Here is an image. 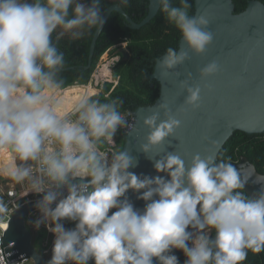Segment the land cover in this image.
<instances>
[{
	"label": "clouds",
	"instance_id": "obj_1",
	"mask_svg": "<svg viewBox=\"0 0 264 264\" xmlns=\"http://www.w3.org/2000/svg\"><path fill=\"white\" fill-rule=\"evenodd\" d=\"M156 2L189 48L203 54L213 41L209 20L189 15V0H180V6L171 0ZM98 3L0 0V151L11 154L0 160V176L23 182L33 171L24 164L31 161L39 169L32 191L44 192L45 180L55 187L68 185L69 178L83 181L71 184L54 208V191H47L39 205L55 236L48 264H154V258L160 264H179L176 255L167 254L172 249L183 251L184 264H241L248 250L264 251V190L246 196L241 190L247 178L232 163L196 154L186 165L180 156L168 154L155 169L170 179H141L128 171L134 165L126 151H114L109 163L98 148L101 138L112 144L117 128L127 123L117 101L84 94L73 106L74 119L60 112L62 101L53 97L62 86L54 76L63 56L52 46V33L58 27L99 28L104 21ZM188 58L187 52L169 47L159 66L170 70ZM218 70L213 62L200 75ZM187 90V103L197 105L200 88ZM160 107L166 119L157 112L144 120L150 129L145 152L180 127L167 105ZM129 189L145 190L139 197L148 202L142 212L122 199ZM63 220L75 221V228L65 229ZM189 227L198 234L193 236Z\"/></svg>",
	"mask_w": 264,
	"mask_h": 264
},
{
	"label": "water",
	"instance_id": "obj_2",
	"mask_svg": "<svg viewBox=\"0 0 264 264\" xmlns=\"http://www.w3.org/2000/svg\"><path fill=\"white\" fill-rule=\"evenodd\" d=\"M160 7L156 0H149L148 15L141 23L134 22L120 5L108 8L102 16L103 24L94 35L86 70L92 66L97 41L113 12L123 15L130 28L140 30L152 22ZM195 15H203L209 20L212 43L203 54H196L182 37L178 51L187 52L189 56L183 64L169 70L159 66L163 57L157 61L152 79L161 85L159 98L152 106L134 111L135 123L125 135L122 150L133 159L134 165L128 171L141 179L157 176L170 179L167 173H158L155 169V163L168 154L180 156L186 165H190L196 154H213L217 162L235 132L249 136L264 135V4L252 0L244 12L236 14L233 0H195ZM213 62L218 65L217 73L202 77L201 70ZM188 87L201 90L200 100L195 106L187 103ZM161 105H167L171 115L180 121V127L162 145L145 152L143 145L147 143L150 129L144 120L157 112L162 120L166 119ZM213 141L218 143V147H213ZM230 163L240 170L242 178H247L242 191L248 196L258 195L264 190V183L258 182H264V174L259 173L246 156ZM82 182L69 178L68 184ZM62 187L59 186V191ZM143 191L129 189L124 197L141 212L148 203L139 198ZM40 203L28 204L11 217L4 238L9 263L27 256L34 264H48L50 261L52 252L50 257H46L36 249L26 223L28 215L40 208ZM174 250L167 254L171 255ZM89 264H94V261L90 260ZM154 264H160L157 258H154Z\"/></svg>",
	"mask_w": 264,
	"mask_h": 264
},
{
	"label": "trees",
	"instance_id": "obj_3",
	"mask_svg": "<svg viewBox=\"0 0 264 264\" xmlns=\"http://www.w3.org/2000/svg\"><path fill=\"white\" fill-rule=\"evenodd\" d=\"M250 1L252 0H233L235 13L244 12ZM257 1L264 4V0ZM78 2L91 6L93 0ZM171 2L174 6H180V0ZM189 3L191 5L189 15H195V0H189ZM112 5H120L136 23H141L149 12V0H99L98 8L101 15L103 16ZM73 15L70 8L68 18H72ZM96 30L97 28L88 29L85 26L65 31L58 27L52 33V46L63 56V62L58 66L54 76V79L61 83L60 89L89 84L100 58L109 51L112 56L120 57V61L113 68V77L115 80L118 79L119 83L114 89L113 83H106L103 92L92 98L101 102L117 101L120 113L134 112L139 108L152 106L159 98L161 89L160 83L152 79L156 63L166 55V49L169 47L179 50V43L183 37L180 30L168 21L161 10L152 22L140 30L130 28L123 15L113 12L97 41L92 66L86 70ZM123 42L128 44V59L120 51L119 45ZM116 136L117 144L122 150L126 136L121 131H116ZM100 147L106 148L107 145L103 144ZM242 156H246L258 172L264 174V135L249 136L243 132H235L222 149L217 163L220 160L235 162ZM244 194L247 196L245 192ZM61 223L66 229H73L76 225V222L71 220H63ZM188 231L195 235V229L189 227ZM47 236V230L38 233L35 247L39 252L43 250V242ZM211 237H214V232ZM188 243L191 245V241ZM171 255L178 257L179 264H184L187 259L179 249H175ZM241 264H264V251L253 253L248 250L247 258Z\"/></svg>",
	"mask_w": 264,
	"mask_h": 264
},
{
	"label": "built area",
	"instance_id": "obj_4",
	"mask_svg": "<svg viewBox=\"0 0 264 264\" xmlns=\"http://www.w3.org/2000/svg\"><path fill=\"white\" fill-rule=\"evenodd\" d=\"M94 86L99 87L100 82L95 83ZM72 112L68 114L67 116L69 118L74 119L75 117L74 115H72ZM133 113H134L133 111L121 112L122 116L124 117L127 123L123 127H118L117 131H121L125 135L127 134V132L130 130V128L133 126L136 120L135 115H132ZM114 138L115 137L113 136L112 144H108L103 138H101V140L97 142L99 150L104 152L107 155L109 163L111 162L112 153L114 151H120V147L117 144V138L116 139ZM103 144H106L107 147L101 148L100 145H103ZM238 161H235V162H238ZM27 167L31 168L33 171L27 180L20 182L18 185L8 184L7 181L5 180L7 177L0 176V264H31V263L34 264V261L28 256L20 260H17L13 263H9L7 260L5 249H4V238H5V232L8 230V227H9V221L11 217L13 216V214H15L18 210H20L22 207L28 204L42 201L43 196L47 193V191H54L57 194V200L51 205L52 208L56 206V203H58L59 200L65 198L68 195L69 184L63 185V187L59 191V187H55L51 185V182L47 180H45V191L44 192L32 191L31 183L36 178V175L39 169L35 162H32ZM72 180H81V179L75 178ZM124 197L122 199H124ZM39 211H41L40 208L32 211L27 217L26 223L31 233L33 230H36L39 227H37L36 229L32 228L30 226L29 220L31 217L38 218L37 215ZM111 211H115V209ZM198 231L199 230L195 229V235L198 234ZM205 231H208V230H205ZM208 234L211 238L212 232H209ZM52 247H53V244H49V243L43 244V250L40 253L46 257H50L51 252H52Z\"/></svg>",
	"mask_w": 264,
	"mask_h": 264
},
{
	"label": "bare ground",
	"instance_id": "obj_5",
	"mask_svg": "<svg viewBox=\"0 0 264 264\" xmlns=\"http://www.w3.org/2000/svg\"><path fill=\"white\" fill-rule=\"evenodd\" d=\"M107 57L103 58V63L102 65L104 66V69L102 70L101 66H100V71L104 74L110 75V70L108 69V66H105L104 64L107 62ZM96 78H99L98 73L95 76ZM95 84V83H94ZM100 93L99 89L97 87H95L94 85H92L91 83L87 84V85H73L70 86L66 89H58L55 90V94L53 99H60L62 101L61 103V107H60V112L68 115L73 111V106L75 104V102L77 101V99L84 94H87L88 96H90L91 98L94 96H97ZM11 154L5 149L0 151V160H7L10 159ZM47 221L51 224V219H47ZM37 222H38V218H34L31 217L29 220L30 226L32 228H37ZM40 224V223H39ZM46 228H48L49 226L46 223ZM51 234H53L51 232Z\"/></svg>",
	"mask_w": 264,
	"mask_h": 264
},
{
	"label": "rangeland",
	"instance_id": "obj_6",
	"mask_svg": "<svg viewBox=\"0 0 264 264\" xmlns=\"http://www.w3.org/2000/svg\"><path fill=\"white\" fill-rule=\"evenodd\" d=\"M104 57H107V62L104 64L105 66H108V69L110 70V75H107V74H104V73H102V72H99L100 70V66L102 65V63H103V58ZM117 61H118V57L117 58H115L114 56H112L111 55V53L108 51L107 53H105L101 58H100V60H99V62H98V64H97V66H96V69H95V71L93 72V74H92V78H91V80H90V83H92L93 85H95L94 83H97V82H100V86L99 87H97L98 89H99V91H100V93H102L103 92V87H104V85L106 84V83H113L114 84V86H113V89L115 88V86L119 83V81H118V79L117 80H115L114 79V77H113V68H114V66L116 65V63H117ZM101 68H102V70L104 69V66L102 65L101 66ZM98 73V75H99V78H96L95 76H96V74ZM104 84V85H103ZM96 87V86H95ZM99 93V94H100ZM98 94V95H99ZM114 139H116L117 138V136H116V133H115V135H114ZM32 162H26L25 164H24V166L25 167H27L28 165H30ZM6 181H7V183L8 184H13V185H18L19 183H17V182H14V181H12V180H10L9 178H6L5 179ZM38 222H40V224H39V228L38 229H36V228H34V229H36V230H33L32 231V233H33V237H37L38 236V233L39 232H41V231H43V230H47V232H48V236H47V238L45 239V241L43 242V244H46V243H49V244H53L54 243V239H55V236H54V234H51V232L48 230V229H46V223H47V225L49 226V225H51L48 221H47V219H45L44 218V216H43V213H42V211H39L38 212ZM66 229V228H65ZM34 243V245H35V241L33 242ZM39 248V247H38ZM75 262H72V261H69V264H74ZM31 264H33V263H31Z\"/></svg>",
	"mask_w": 264,
	"mask_h": 264
},
{
	"label": "flooded vegetation",
	"instance_id": "obj_7",
	"mask_svg": "<svg viewBox=\"0 0 264 264\" xmlns=\"http://www.w3.org/2000/svg\"><path fill=\"white\" fill-rule=\"evenodd\" d=\"M119 47L121 48V52L125 55V58L126 59H128L129 58V53H128V51H127V47H128V44H127V42H123V43H121L120 45H119ZM118 57V61L117 62H119L120 61V57L119 56H117ZM117 57H115V58H117ZM52 224V223H51ZM36 240V238L34 237V241ZM37 249V248H36Z\"/></svg>",
	"mask_w": 264,
	"mask_h": 264
}]
</instances>
